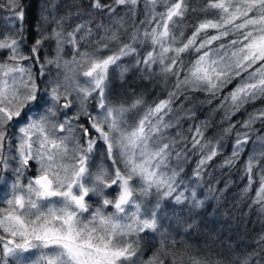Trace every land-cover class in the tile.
<instances>
[{"label": "snow or ice", "instance_id": "obj_1", "mask_svg": "<svg viewBox=\"0 0 264 264\" xmlns=\"http://www.w3.org/2000/svg\"><path fill=\"white\" fill-rule=\"evenodd\" d=\"M140 5L71 0L60 15L55 0H0L9 13L0 26V190L8 186L0 200V264H264V233L252 252L227 262L168 239L177 231L173 221L187 223L185 204L190 214L204 207L195 188L188 194L181 165L198 156L192 177L202 180L233 132L220 167L248 153L241 194L254 189L249 207L264 217V107L232 123L264 102V0H205L200 9L190 0H143L137 23ZM190 11L203 18L183 25ZM45 43L55 44V55L42 59ZM186 54L195 58L186 62ZM127 57L165 82L175 78L165 99L146 108L142 96L111 99L112 70L123 76ZM200 92L210 97L200 103L220 100L228 122L220 139L207 137V120L182 127L196 120L184 103ZM97 155L110 164H96ZM157 233L158 245L143 259L144 237Z\"/></svg>", "mask_w": 264, "mask_h": 264}, {"label": "trees", "instance_id": "obj_2", "mask_svg": "<svg viewBox=\"0 0 264 264\" xmlns=\"http://www.w3.org/2000/svg\"><path fill=\"white\" fill-rule=\"evenodd\" d=\"M59 4L58 12L63 15L71 0H55ZM205 0H190L191 6L197 9L203 7ZM161 10V9H158ZM74 11V9H73ZM144 15L143 13V0L139 8V18ZM211 15V14H210ZM9 13L6 10H0V26H4L8 20ZM203 18L202 14L198 12H189L183 21V25H192L197 22L198 19ZM79 21H73L77 23ZM132 23V22H131ZM131 23L128 24L131 25ZM139 23V20H137ZM191 35V28L186 29V35ZM32 41L28 42L27 50L31 48ZM68 55L64 58H71V52L69 49ZM146 49L141 51V54ZM55 55V44L45 43L41 52V58L48 56L49 58ZM132 57L122 59L121 65L128 66L129 70L121 76L120 69L114 68L112 70L111 80V99L113 100H128L131 101L136 96H142L146 101L145 108L148 105H152L159 100L165 99L169 91L172 90V85L175 83V78H172L165 82V80L156 74H149L142 70V67H135L134 61L129 62ZM194 55H185L184 60L187 62L190 59H194ZM31 61H27L26 64H31ZM39 65L33 67V71H38ZM53 73V67L49 66L47 69ZM158 69L156 72L158 73ZM47 78V77H46ZM236 83L229 85L224 90V95L232 91L235 88ZM223 97L221 96L220 99ZM210 99L206 93H196L192 97L191 103H184L186 108L194 107L196 110V120H188L182 122L183 129H187L189 124L200 123L205 120L211 125V131L206 133L207 137L211 138L213 135L217 139L221 138V133L224 128L228 127V122L224 120L225 112L223 109L217 110V106L220 102L219 99L215 100L211 105L207 103H200ZM92 103V102H91ZM90 103V104H91ZM179 106V105H177ZM264 107V102L255 103L247 106V111H241L232 117V123L242 121L246 118L248 112H252L255 108ZM144 109H141L143 111ZM216 110V111H214ZM75 111L74 109L72 110ZM69 115L72 112L68 113ZM259 127V125L257 126ZM179 129L170 130V134H174ZM235 141V133L226 135L222 139L221 154L210 162L209 167L206 169L202 180L197 181L192 177L193 169L196 167V161L198 156H191L190 159L185 161L181 167L184 169V173L181 175V180L189 189V195L191 189L195 188L197 191V198L204 201V207L195 210L193 213L188 212V205H184V218L187 223L176 225L173 221V227L177 231L169 230L172 234L168 237L169 240L175 239L177 242L183 241V244L178 243V248H183L184 245L191 246L193 250L198 249L200 255H210L213 260L219 258L226 262L232 258L242 257L257 247L256 238L259 234L264 233V217L258 214L257 208H250L252 204V197L255 196V190L253 189L247 197L242 196V190L247 185V178L243 176V164L247 159L248 153L245 152L242 159L233 167H220L225 157L231 155L232 144ZM251 145L248 146V150L251 151ZM110 164V161H104L103 158L97 155L95 160L96 164L100 163ZM15 166V165H13ZM29 175H35V165L29 170ZM11 176V174H9ZM27 182L26 180L24 181ZM4 181L0 182L3 184ZM11 184V178L8 180V185ZM199 185V186H197ZM227 185V188H226ZM258 187V185H257ZM210 188L215 191H210ZM183 190V189H181ZM223 190V191H222ZM0 200L6 198L8 195V186H5L0 190ZM116 192L111 193L115 196ZM95 200V197L92 198ZM92 203V201H89ZM95 207V205H93ZM179 207L177 206V213H179ZM113 209L109 208L106 212H111ZM171 216V213H169ZM190 217V218H189ZM188 225H192L191 228ZM187 229V231H185ZM159 234H154L149 237H144V250L147 252V256L143 259H147L151 255L150 249L154 245L159 243ZM252 264H256L255 260Z\"/></svg>", "mask_w": 264, "mask_h": 264}, {"label": "rangeland", "instance_id": "obj_3", "mask_svg": "<svg viewBox=\"0 0 264 264\" xmlns=\"http://www.w3.org/2000/svg\"><path fill=\"white\" fill-rule=\"evenodd\" d=\"M142 19H144V15L141 17V18H139L138 20H142ZM132 21L131 20H129V23H131ZM177 34H179V30H178V32H177ZM209 34H211V33H209ZM67 59H71V58H67ZM133 60H134V58L132 57L131 58V60H129V62H133ZM52 67H53V73H52V76H55V74H56V69H55V66L54 65H52ZM92 102V103H91ZM90 103L92 104V105H94V101H90ZM74 110H75V108H74ZM69 115V114H68ZM60 120H63L64 119V116L63 115H59V117H58ZM14 167V166H13ZM3 180H0V182H2ZM1 195V194H0Z\"/></svg>", "mask_w": 264, "mask_h": 264}]
</instances>
